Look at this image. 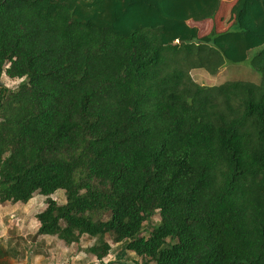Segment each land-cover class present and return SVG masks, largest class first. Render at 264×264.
I'll return each mask as SVG.
<instances>
[{
	"label": "trees",
	"instance_id": "16d2710c",
	"mask_svg": "<svg viewBox=\"0 0 264 264\" xmlns=\"http://www.w3.org/2000/svg\"><path fill=\"white\" fill-rule=\"evenodd\" d=\"M220 12L226 29L189 24ZM252 50L259 82L191 75ZM3 75L0 201L45 196L38 234L88 235L100 260L264 264V0H0Z\"/></svg>",
	"mask_w": 264,
	"mask_h": 264
},
{
	"label": "crops",
	"instance_id": "0c3cea01",
	"mask_svg": "<svg viewBox=\"0 0 264 264\" xmlns=\"http://www.w3.org/2000/svg\"><path fill=\"white\" fill-rule=\"evenodd\" d=\"M37 195L38 193L27 203L0 201V264H102L106 262L107 257L98 259L87 251V247H78L80 243L67 245L57 237L35 233V224H38L36 215L46 207V197ZM63 202L64 200L61 204ZM31 234L32 240L29 238ZM30 241H32L31 245L28 244ZM40 242L44 245H40ZM51 243L55 246L50 245ZM74 247L77 248L73 249ZM45 248H47V254H50L53 260L55 259L54 261H49L51 258L45 256Z\"/></svg>",
	"mask_w": 264,
	"mask_h": 264
},
{
	"label": "rangeland",
	"instance_id": "374dc122",
	"mask_svg": "<svg viewBox=\"0 0 264 264\" xmlns=\"http://www.w3.org/2000/svg\"><path fill=\"white\" fill-rule=\"evenodd\" d=\"M235 1V0H233ZM221 13H218L216 15L217 19H205L202 21H194V20H190L189 24L191 26H195L199 29V35L200 36H204L207 35L211 32V30L213 29V27H216V29L222 30V29H226L229 25H222L219 26V20H220V16ZM226 16V15H225ZM227 16L228 18L230 17V12L227 10ZM221 21V20H220ZM256 52V50H252L249 58L241 63H234V62H227V64L221 68V70L219 71V73L217 75H213L210 74L208 72H206L203 69H194L191 71V75L194 78L195 81H197L200 84H205V85H217V84H221L224 83L226 81H230V80H249V81H253V82H259L260 80V74L257 73L252 65H251V58L254 55V53ZM20 82V80H13L11 78H9L6 75H3L0 78V83L4 84L7 87H14L16 86L18 83ZM39 195V193H38ZM37 195V196H38ZM53 198H55L59 203L62 202V200H64L63 203H65V191L64 190H58L53 196ZM38 211V210H36ZM32 216H34V214H32ZM37 217V215H36ZM38 220V218H37ZM160 222V215L158 213H156L153 218L145 223V227H144V235H148L149 231L152 229V227ZM39 220H38V224L36 225L35 228V233L38 234V229L40 227L39 224ZM34 225V227H35ZM33 226V225H31ZM33 235L31 234L29 236L30 240H32ZM35 237V236H34ZM107 240L112 242V237L110 235H107ZM30 241L28 244L31 245ZM54 242V241H53ZM97 243V239L89 237L87 235H84L80 241V246L78 247H89L93 244ZM40 245H44L43 242H40ZM50 245L55 246L54 243H51ZM77 247H74L73 249H75ZM80 248V249H82ZM45 251V256L49 257L51 259H49V261H52L53 258L50 256V254H47V248L44 249ZM55 260V259H54ZM53 260V261H54ZM142 257L135 254L132 251H129L125 248L124 244H113V248L111 253L107 256L106 258V262H103L102 264H118L120 261H126L129 264H134L137 261H141Z\"/></svg>",
	"mask_w": 264,
	"mask_h": 264
},
{
	"label": "water",
	"instance_id": "95a60500",
	"mask_svg": "<svg viewBox=\"0 0 264 264\" xmlns=\"http://www.w3.org/2000/svg\"><path fill=\"white\" fill-rule=\"evenodd\" d=\"M34 240H36V237H34Z\"/></svg>",
	"mask_w": 264,
	"mask_h": 264
}]
</instances>
